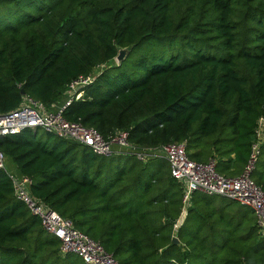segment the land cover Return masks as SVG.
Wrapping results in <instances>:
<instances>
[{
    "label": "trees",
    "instance_id": "trees-1",
    "mask_svg": "<svg viewBox=\"0 0 264 264\" xmlns=\"http://www.w3.org/2000/svg\"><path fill=\"white\" fill-rule=\"evenodd\" d=\"M151 44L160 49L127 66ZM125 49L131 51L118 65L114 59ZM104 64L113 67L64 111L66 120L107 140L127 131L140 148L186 143L191 159L214 160L228 178L243 174L264 118V0H0V114L25 97L49 108L64 104L71 81ZM39 130L0 137V149L32 180L34 198L120 264H264V235L252 209L194 192L175 230L182 188L173 212L163 190L166 206L158 211L151 182L128 163L166 160L101 157L79 143H52L47 132L43 140ZM260 154L251 173L264 191V144ZM162 217L169 220L159 227ZM0 264H86L61 253V240L15 197L3 170Z\"/></svg>",
    "mask_w": 264,
    "mask_h": 264
},
{
    "label": "built area",
    "instance_id": "built-area-1",
    "mask_svg": "<svg viewBox=\"0 0 264 264\" xmlns=\"http://www.w3.org/2000/svg\"><path fill=\"white\" fill-rule=\"evenodd\" d=\"M117 60V57L114 61ZM118 61V60H117ZM118 65L120 61L117 62ZM111 65V64H109ZM106 64L99 66L104 67ZM94 68L88 76H80L68 86L66 102L54 108L43 102L25 97L18 109L0 114V137L18 135L25 130L44 129L55 138L79 143L88 147L95 155L111 157L115 153H123L137 157L146 163L154 158L167 161L172 177L181 185L183 194V210L175 230L179 228L187 216V208L191 205L194 192L208 196H220L252 209L257 218V226L264 235V191L252 178V171L260 157L264 144V118L258 121L254 132L250 160L243 174L228 178L216 171V162L203 164L187 155L186 143L173 142L154 148H140L130 142L127 131H118L110 139H104L97 129L89 128L81 123H73L65 119L64 111L76 100L82 99L87 87L94 83L101 74ZM3 170L11 179L15 197L23 202L31 215L41 219L44 231L61 240L62 254H75L86 264H120L113 254L108 253L101 243L77 230L72 221L64 218L51 209L41 199L31 194L32 180L21 175L17 170L8 168L6 154L0 149V171Z\"/></svg>",
    "mask_w": 264,
    "mask_h": 264
},
{
    "label": "rangeland",
    "instance_id": "rangeland-1",
    "mask_svg": "<svg viewBox=\"0 0 264 264\" xmlns=\"http://www.w3.org/2000/svg\"><path fill=\"white\" fill-rule=\"evenodd\" d=\"M154 47L156 49H160L159 46H155V45L153 46L151 44V45H149V47H146L145 49H142L141 52H137L136 53V54H138L137 57L133 54L130 58H128L127 66H129V67L132 66V64L134 62H136L143 55L145 56L146 53L151 51L152 49H154ZM174 47H176L178 49V47L176 45H174ZM125 51L127 52L126 55H128L129 52L131 51V49H125ZM177 51L178 50H174V51L170 52V54L173 53V52H177ZM148 55H154V52L151 51ZM116 61H114V62H116ZM117 62H119V61H117ZM111 67H113V65H106L104 67H99L97 69V71L101 73V72H104L107 69H110ZM138 75H140V74L139 73L136 74V76H138ZM60 105H62V104H59L58 106H60ZM38 137L43 139V140L47 139V134L45 133L44 129L40 128V130L38 131ZM50 140L53 143L55 141V137L51 136ZM128 163L130 165L131 164H135V165H133L134 170L135 169L136 170H140V171L143 170V176H144L143 183L146 184V183H150L151 182V191H152L151 195H154V196L160 198L159 202L157 200V203L155 204V206H152V207L154 209L158 210V211H161V210H163V208H165V206H166L165 205V200L167 198L164 195V193H162V192H163V190L165 191V189H167V190H169V194L171 195L170 196L171 200L174 201L168 206L171 209V211L173 212L177 208V201L180 198L179 192H180V189H181V185L176 180L174 182H171V178L172 177L169 174L168 164H166L165 162L163 164H161L159 162H154L153 164H151V166H146V165H144V164H142L140 162H137L136 160L135 161L134 160H130V161H128ZM158 165H161V167H162L160 171L155 170ZM8 168L11 171H14V172L17 170L15 164L12 161H10V160L8 161ZM156 172H157V174H156ZM182 210H183V202H182L181 212H182ZM187 210H188V208H187ZM181 215H182V213H181ZM168 220L169 219H166V218L163 219V217H162L161 219L158 220L157 224H158L159 227L160 226H166V222H168ZM166 232H168L167 229H165L164 233H166ZM173 233L175 235L178 234L176 231L173 232Z\"/></svg>",
    "mask_w": 264,
    "mask_h": 264
},
{
    "label": "water",
    "instance_id": "water-1",
    "mask_svg": "<svg viewBox=\"0 0 264 264\" xmlns=\"http://www.w3.org/2000/svg\"><path fill=\"white\" fill-rule=\"evenodd\" d=\"M126 54H127V52L125 50H121L119 52L118 56H117V60L120 61V62L123 61L125 59V57H126ZM21 93L24 95L25 91L22 90ZM173 242H174V244H178L179 243V238L177 236H175L173 238Z\"/></svg>",
    "mask_w": 264,
    "mask_h": 264
}]
</instances>
